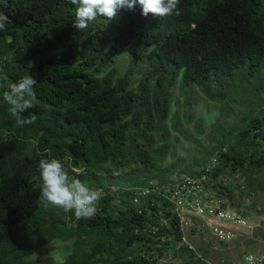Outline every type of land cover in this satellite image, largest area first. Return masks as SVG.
I'll list each match as a JSON object with an SVG mask.
<instances>
[{
  "label": "trees",
  "instance_id": "1",
  "mask_svg": "<svg viewBox=\"0 0 264 264\" xmlns=\"http://www.w3.org/2000/svg\"><path fill=\"white\" fill-rule=\"evenodd\" d=\"M178 7L179 16L159 19L137 5L78 32L69 0H0L11 21L0 31V264H33V251L53 244L69 246L63 264H157L168 251L180 264H206L183 242L166 198L151 191L132 204L137 190L171 185L185 165L165 164L174 159L172 129L179 131L176 85L186 123L185 87L220 106L209 147L198 144L210 156L191 162L187 177L204 175L223 206L264 225V209L250 199L247 213L234 201V189L244 198L264 190V0H180ZM123 53L124 75L108 72ZM28 75L37 80L34 107L23 113L32 123L18 126L3 92ZM212 156L217 164L205 173ZM42 158L60 160L70 177L101 192L94 218L44 207L33 179Z\"/></svg>",
  "mask_w": 264,
  "mask_h": 264
},
{
  "label": "rangeland",
  "instance_id": "2",
  "mask_svg": "<svg viewBox=\"0 0 264 264\" xmlns=\"http://www.w3.org/2000/svg\"><path fill=\"white\" fill-rule=\"evenodd\" d=\"M127 67L128 59L126 58V54L123 53L119 56L116 64L109 66L108 72L115 70L116 75L122 76L126 72ZM144 70L145 65L143 64H140L135 70L131 78V83L134 88L138 85L141 74ZM185 88L188 89V95L190 98L191 121L189 123H186L184 119V96L178 90L177 85L171 91V111L173 112L176 110L178 112L179 131H174L172 129L168 145L170 147L169 155H173L174 159L172 160L168 157L165 160V164H171L179 159L185 160V165L183 169L179 171L178 175L176 173L172 175V182L187 177L185 171L186 168H189L192 164L191 162L195 161L197 158L210 156L208 153L209 150L205 151L202 150V148L209 147L210 145L206 139L207 135L210 133L209 126L216 121V116L220 109L219 105L210 102L200 95L194 86ZM226 122L231 123V120H227ZM199 123L200 125H198ZM169 128L170 126L167 130H169ZM197 128L200 129V133L197 132ZM198 144L202 146V148ZM213 157L215 156H212V158ZM234 178L238 180L239 184L243 183V179L240 178L239 174H236ZM222 180L226 184H229L231 176L225 177V179L222 178ZM206 187L208 194H210L209 199L213 200V198H217L219 196L222 197V195H220L221 192H218V189H213L211 185ZM234 192V201L242 203L241 211H247L248 213L247 206L250 205V199L254 201L259 209H264V190L258 192V194L250 198L240 196L243 195L244 191L241 192L240 190L234 189ZM245 217L249 223L250 231L247 235L241 236L230 245L224 246L208 238V232L202 229V224L193 223L192 220L189 223L191 225L184 230L183 242L189 244L192 250L197 248V256L201 257L203 262L206 264H242L244 255L249 253L259 255L264 251V225L261 224V219L255 218L254 214ZM68 253L69 246L53 244L33 251L30 261L33 264H63ZM167 263L180 264V261L176 258H172V255H170L168 251L160 257L157 264Z\"/></svg>",
  "mask_w": 264,
  "mask_h": 264
},
{
  "label": "clouds",
  "instance_id": "3",
  "mask_svg": "<svg viewBox=\"0 0 264 264\" xmlns=\"http://www.w3.org/2000/svg\"><path fill=\"white\" fill-rule=\"evenodd\" d=\"M76 6L72 27L78 32L88 28L98 17L109 20L116 17L121 9L134 10L137 5L145 17L163 19L173 14H181L178 7L180 0H69ZM11 21L0 13V31H6ZM37 80L24 76L3 92V100L8 105V112L18 126L32 123L23 113L34 107V86ZM38 175L33 179L38 182L39 199L44 207L52 206L63 213L74 214L77 220L92 219L98 211L101 192L90 188L79 179L70 177L65 163L58 159H40ZM134 197V196H133ZM133 204V203H132Z\"/></svg>",
  "mask_w": 264,
  "mask_h": 264
},
{
  "label": "built area",
  "instance_id": "4",
  "mask_svg": "<svg viewBox=\"0 0 264 264\" xmlns=\"http://www.w3.org/2000/svg\"><path fill=\"white\" fill-rule=\"evenodd\" d=\"M216 164V157H213L202 170L207 173ZM204 177V175L197 179L185 177L161 189L151 187L137 190L132 203L139 205L140 199L153 191L172 204L183 232L191 225L189 223L192 220L193 223L202 224V229L208 232V238L224 246L230 245L241 236L247 235L250 231L249 223L240 214L223 206L222 199H209L210 194L203 182ZM164 224L166 223L164 222ZM165 239L169 240L170 238L162 237L161 241L163 242ZM262 263H264V251L259 255L246 254L242 260V264Z\"/></svg>",
  "mask_w": 264,
  "mask_h": 264
}]
</instances>
